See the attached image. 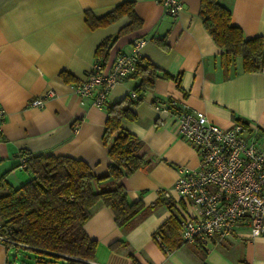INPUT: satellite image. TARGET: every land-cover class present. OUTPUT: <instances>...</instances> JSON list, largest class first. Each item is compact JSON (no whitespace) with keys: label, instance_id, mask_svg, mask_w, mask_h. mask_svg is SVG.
<instances>
[{"label":"crops","instance_id":"crops-1","mask_svg":"<svg viewBox=\"0 0 264 264\" xmlns=\"http://www.w3.org/2000/svg\"><path fill=\"white\" fill-rule=\"evenodd\" d=\"M124 1H133L141 28L108 45L105 62L109 64L117 53H129L133 42L141 38L146 41L140 49L142 64L150 62L179 81L177 85L172 79L156 80L131 108L137 119L121 123L143 142L140 154L149 164L119 183L129 202L141 201L149 209L123 230L109 208L96 204L83 225L85 234L97 243L89 264H130L132 257L139 264H264V238L248 240L246 229H238L225 242L205 246L183 242L170 251L153 237L167 218L175 216L179 223L190 216L187 203L177 199L172 185L182 171L198 165L195 150L177 134L175 112L155 111L154 98H173L179 110H199L209 123L223 129L244 121L256 127L264 141V70L243 73L237 60V73L231 69L232 75L225 77L222 51L198 17L200 0H182V11L175 19L163 14L158 0H0V107L4 110L0 179L4 176L14 183L28 179L17 172L24 171L19 167L23 152L82 160L95 175H105L109 160L101 136L106 110L80 99L74 87L93 63L102 61L96 55L99 45L128 22L122 18L90 29L85 12L100 17ZM219 1L230 10L231 23L245 38L260 36L264 42V0ZM155 37L163 38L167 48L159 46ZM61 71L69 72L74 81L64 82ZM136 83L132 77L115 85L109 103L132 93ZM49 90L54 96L43 108L26 106ZM110 187L109 180H103L96 191ZM4 244L0 243V264H10L12 249Z\"/></svg>","mask_w":264,"mask_h":264},{"label":"trees","instance_id":"trees-1","mask_svg":"<svg viewBox=\"0 0 264 264\" xmlns=\"http://www.w3.org/2000/svg\"><path fill=\"white\" fill-rule=\"evenodd\" d=\"M133 7V1H124L100 17L85 12V21L90 29L107 27L122 18L128 20L97 48L96 55L102 58V62L107 59L108 45L120 36L141 28V21ZM198 17L213 43L222 51L220 66L227 73L226 78L237 73V60H240L243 73L264 70V42L261 37L245 38L241 29L231 23L230 10L219 0H200ZM157 44L167 48L163 38H158ZM59 75L66 83L74 81L67 71H61ZM132 77L137 79L133 88L136 99L127 95L108 103L105 108L107 117L101 136L109 160L105 175H95L82 160L23 152L21 155H25L24 171L29 174L28 180L12 186L4 176L0 179L2 233L9 240L24 246L5 243L7 250L14 249L17 253V249H29L61 260L62 264H89L95 258L97 243L85 234L83 225L96 204L109 208L114 222L123 230L132 226L138 214L149 209L141 201L129 202L123 185L119 183L149 164V159L140 154L143 142L123 129L121 123L137 119L131 108L142 101V95L153 87L156 80L172 79L178 85L179 79L161 72L150 62L140 65ZM172 110L180 111L176 105ZM103 180H109L111 187L96 191L97 183ZM153 237L162 249L169 251L183 244L175 216L167 218ZM130 264L139 263L132 257Z\"/></svg>","mask_w":264,"mask_h":264},{"label":"built area","instance_id":"built-area-1","mask_svg":"<svg viewBox=\"0 0 264 264\" xmlns=\"http://www.w3.org/2000/svg\"><path fill=\"white\" fill-rule=\"evenodd\" d=\"M158 4L163 14L172 19L183 8L182 0H158ZM145 43L141 38L135 40L129 53H117L109 64L93 63L85 79L74 87V93L80 99H89L97 108H106L112 88L137 73L142 64L140 49ZM53 96V90H49L26 106L43 108ZM130 97L137 96L131 93ZM175 105L177 102L169 97L154 98L152 102L159 113H169ZM3 118L0 107V134ZM174 118L178 136L198 157L197 167L182 171L172 185L177 199L187 203L191 212L179 222L181 240L199 246L218 244L229 240L238 229H246L248 240L264 238V141L259 131L241 122L223 129L209 123L199 110L177 111ZM20 163V168L24 167L25 159ZM0 243L24 247L2 233L1 223Z\"/></svg>","mask_w":264,"mask_h":264},{"label":"rangeland","instance_id":"rangeland-1","mask_svg":"<svg viewBox=\"0 0 264 264\" xmlns=\"http://www.w3.org/2000/svg\"><path fill=\"white\" fill-rule=\"evenodd\" d=\"M18 174L25 175L27 178H29V174L24 171L17 170ZM28 179H26L27 181ZM9 184L13 186H18L24 182L20 183H14L8 181ZM13 250V249H12ZM11 250V251H12ZM10 261V260H9ZM10 264H62L61 260H57L52 258L51 256L42 255L37 252H34L29 249H18L16 253V257L14 262H9Z\"/></svg>","mask_w":264,"mask_h":264},{"label":"water","instance_id":"water-1","mask_svg":"<svg viewBox=\"0 0 264 264\" xmlns=\"http://www.w3.org/2000/svg\"><path fill=\"white\" fill-rule=\"evenodd\" d=\"M15 255H16V252H15L14 250H12V251H10V252L8 253L9 260H10L11 262H14V260H15Z\"/></svg>","mask_w":264,"mask_h":264},{"label":"bare ground","instance_id":"bare-ground-1","mask_svg":"<svg viewBox=\"0 0 264 264\" xmlns=\"http://www.w3.org/2000/svg\"><path fill=\"white\" fill-rule=\"evenodd\" d=\"M141 61H142V59H141ZM141 65H142V64H141ZM132 93H133V92H132ZM130 94H131V93H130ZM130 94H129V96H130ZM134 94H135V93H134ZM135 95H136V94H135ZM153 100H154V99H153ZM152 102H153V101H152ZM183 110H184V109H183ZM180 111H182V110H180ZM22 158H25V157L23 156V157H21V159H22ZM21 159H20V161H21ZM20 166H21V163H20ZM20 166H19V167H20ZM24 167H25V164H24ZM24 167H22V169H23ZM184 243H185V242H184ZM15 252H16V251H15ZM15 257H16V255H15Z\"/></svg>","mask_w":264,"mask_h":264}]
</instances>
